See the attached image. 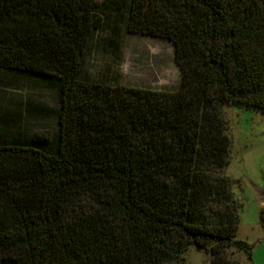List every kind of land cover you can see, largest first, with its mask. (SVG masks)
Segmentation results:
<instances>
[{
  "label": "trees",
  "instance_id": "1",
  "mask_svg": "<svg viewBox=\"0 0 264 264\" xmlns=\"http://www.w3.org/2000/svg\"><path fill=\"white\" fill-rule=\"evenodd\" d=\"M125 1L129 33L173 44L176 87L82 78L96 0H0V69L52 83L57 104L50 136L0 137V264L251 255L222 108L264 109V0Z\"/></svg>",
  "mask_w": 264,
  "mask_h": 264
},
{
  "label": "rangeland",
  "instance_id": "2",
  "mask_svg": "<svg viewBox=\"0 0 264 264\" xmlns=\"http://www.w3.org/2000/svg\"><path fill=\"white\" fill-rule=\"evenodd\" d=\"M104 16L94 33L82 70V78L104 84L170 89L180 81L174 46L164 38L129 33L125 0H96ZM55 86L40 77L0 69V137L31 139L50 136L56 129ZM233 147L227 173L239 179L235 194L241 203L236 237L251 246L249 256L231 247L223 264H264V109L239 103L222 108ZM260 189H259V188ZM186 264H214L204 250L190 247Z\"/></svg>",
  "mask_w": 264,
  "mask_h": 264
},
{
  "label": "crops",
  "instance_id": "3",
  "mask_svg": "<svg viewBox=\"0 0 264 264\" xmlns=\"http://www.w3.org/2000/svg\"><path fill=\"white\" fill-rule=\"evenodd\" d=\"M259 188V187H258ZM260 189V188H259Z\"/></svg>",
  "mask_w": 264,
  "mask_h": 264
}]
</instances>
